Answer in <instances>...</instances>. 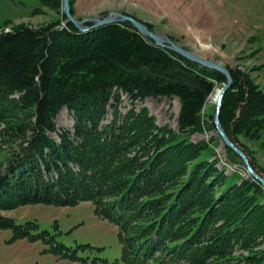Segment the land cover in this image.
<instances>
[{"label":"trees","instance_id":"16d2710c","mask_svg":"<svg viewBox=\"0 0 264 264\" xmlns=\"http://www.w3.org/2000/svg\"><path fill=\"white\" fill-rule=\"evenodd\" d=\"M38 1L61 20L0 31V210L91 202L117 227L123 264H264L263 186L248 176L222 188L216 161L195 162L203 143L136 107L147 97H176L180 132L200 131L204 102L224 76L127 22L80 32L62 0ZM228 69L220 124L260 174L239 139L264 130V90L246 71ZM64 107L71 129L56 124ZM0 227L26 234L1 213Z\"/></svg>","mask_w":264,"mask_h":264},{"label":"rangeland","instance_id":"374dc122","mask_svg":"<svg viewBox=\"0 0 264 264\" xmlns=\"http://www.w3.org/2000/svg\"><path fill=\"white\" fill-rule=\"evenodd\" d=\"M80 7L82 10H76L73 4L78 19L109 13L130 15L196 54L246 71L264 90V0H83ZM35 8L40 11L34 13ZM55 20H61V15L38 0H0V31L21 24L36 28ZM214 85L202 107L204 127L200 131L180 132L176 97H147L137 101L136 107H146L158 125L169 126L180 138L203 143L206 149L195 162L216 161L225 176V188L250 175L240 157L227 150L213 126L214 97L223 84L215 81ZM122 99L124 112L130 104L126 96ZM56 124L72 128L67 108L58 112ZM239 141L264 178V130L259 138L241 136ZM4 154L0 150V160ZM0 213L13 218L26 231L15 236L11 227H0V264H123L117 228L97 215L91 202L72 206L28 204Z\"/></svg>","mask_w":264,"mask_h":264},{"label":"water","instance_id":"95a60500","mask_svg":"<svg viewBox=\"0 0 264 264\" xmlns=\"http://www.w3.org/2000/svg\"><path fill=\"white\" fill-rule=\"evenodd\" d=\"M62 13L66 17V21L72 23L75 26V28L78 29L80 32H85L91 29H95L113 23L127 22L139 34L153 41L156 45L165 47L168 50L177 53L184 59L196 63L203 68L211 69L222 74L225 78V82L223 83V86L220 88V91L214 100L215 102V111L213 114L214 127L220 139L222 140L223 144L240 157L246 168L247 173L253 178H255L264 188V178L252 168L246 154L230 140V138L228 137V135L226 134V132L224 131V129L220 124L219 113L222 106V100L225 92L229 89V87L233 82L230 71L227 66L217 61L203 57L199 54L194 53L193 51H190L187 48L180 46L166 34H160L154 32L147 26V24L127 14L109 13L104 17L92 16L89 18L78 19L74 17V15L71 13L70 0H62Z\"/></svg>","mask_w":264,"mask_h":264},{"label":"crops","instance_id":"0c3cea01","mask_svg":"<svg viewBox=\"0 0 264 264\" xmlns=\"http://www.w3.org/2000/svg\"><path fill=\"white\" fill-rule=\"evenodd\" d=\"M81 1H83V0H75V2H74V8H76V10L77 9L82 10L81 7H80V2Z\"/></svg>","mask_w":264,"mask_h":264},{"label":"bare ground","instance_id":"6f19581e","mask_svg":"<svg viewBox=\"0 0 264 264\" xmlns=\"http://www.w3.org/2000/svg\"><path fill=\"white\" fill-rule=\"evenodd\" d=\"M219 91H220V89H218V90L216 91V93H215V97H214V100H215L217 94L219 93Z\"/></svg>","mask_w":264,"mask_h":264}]
</instances>
